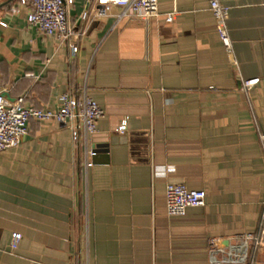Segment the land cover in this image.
I'll return each mask as SVG.
<instances>
[{
    "label": "crops",
    "instance_id": "1",
    "mask_svg": "<svg viewBox=\"0 0 264 264\" xmlns=\"http://www.w3.org/2000/svg\"><path fill=\"white\" fill-rule=\"evenodd\" d=\"M5 2V98L53 110L63 93L85 91L104 115L89 139L87 170L83 148L56 120H31L22 142L0 153V264H209L210 239L258 232L264 0L227 3L230 50L207 0H158L147 21L89 22L81 15L93 0H73L74 55L28 25L19 0ZM167 183L203 190L204 205L167 216ZM13 233L21 235L15 250ZM253 259L264 264V246Z\"/></svg>",
    "mask_w": 264,
    "mask_h": 264
},
{
    "label": "built area",
    "instance_id": "2",
    "mask_svg": "<svg viewBox=\"0 0 264 264\" xmlns=\"http://www.w3.org/2000/svg\"><path fill=\"white\" fill-rule=\"evenodd\" d=\"M231 0H207L208 10L212 13L216 31L228 50L231 49L227 20L228 2ZM26 6L27 24L46 36H54L67 43L74 55L78 48L72 43L75 36L68 19V10L73 0H19ZM91 10L82 13L81 19L92 21L101 17L139 18L147 21L157 15L158 0H93ZM114 9L119 10L114 13ZM174 13L167 14L165 22L172 23ZM1 26H6L4 22ZM258 79L243 81V89L248 90L258 83ZM104 115L103 109L84 91L80 98L70 92L59 98L57 109H42L25 105L24 97L7 100L0 87V153L17 147L27 135L28 123L56 120L67 124L74 145L83 148L84 168L92 166L91 158L95 152L89 148V139L96 132V122ZM123 133L124 126L117 128ZM258 139L264 158V132L258 131ZM165 211L167 216H182L189 207L203 206L205 192L189 190L183 184L167 183L165 186ZM21 235L13 233L10 248L15 250ZM264 246V213L260 217L256 233H236L227 238H212L208 242L209 264H255L253 251Z\"/></svg>",
    "mask_w": 264,
    "mask_h": 264
},
{
    "label": "water",
    "instance_id": "3",
    "mask_svg": "<svg viewBox=\"0 0 264 264\" xmlns=\"http://www.w3.org/2000/svg\"><path fill=\"white\" fill-rule=\"evenodd\" d=\"M5 4H6V2H5V3H2V4H0V8L4 7V6H5Z\"/></svg>",
    "mask_w": 264,
    "mask_h": 264
}]
</instances>
